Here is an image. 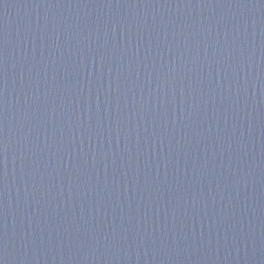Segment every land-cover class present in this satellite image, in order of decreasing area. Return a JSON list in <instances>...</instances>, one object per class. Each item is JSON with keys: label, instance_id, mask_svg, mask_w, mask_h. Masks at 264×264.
<instances>
[{"label": "water", "instance_id": "obj_1", "mask_svg": "<svg viewBox=\"0 0 264 264\" xmlns=\"http://www.w3.org/2000/svg\"><path fill=\"white\" fill-rule=\"evenodd\" d=\"M210 0H0V264L115 149Z\"/></svg>", "mask_w": 264, "mask_h": 264}]
</instances>
